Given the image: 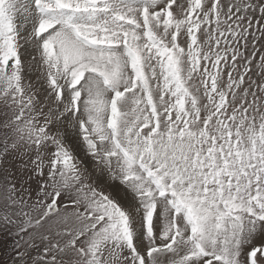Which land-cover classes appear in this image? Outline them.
<instances>
[{"label":"snow or ice","instance_id":"obj_1","mask_svg":"<svg viewBox=\"0 0 264 264\" xmlns=\"http://www.w3.org/2000/svg\"><path fill=\"white\" fill-rule=\"evenodd\" d=\"M0 264H264V0H0Z\"/></svg>","mask_w":264,"mask_h":264},{"label":"rangeland","instance_id":"obj_2","mask_svg":"<svg viewBox=\"0 0 264 264\" xmlns=\"http://www.w3.org/2000/svg\"><path fill=\"white\" fill-rule=\"evenodd\" d=\"M10 244V240L6 237L0 236V256H3L5 248Z\"/></svg>","mask_w":264,"mask_h":264}]
</instances>
